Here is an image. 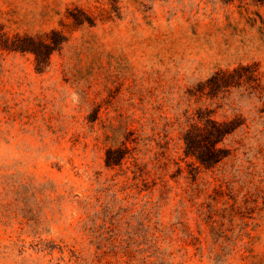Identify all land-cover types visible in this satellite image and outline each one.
<instances>
[{"label": "rangeland", "instance_id": "374dc122", "mask_svg": "<svg viewBox=\"0 0 264 264\" xmlns=\"http://www.w3.org/2000/svg\"><path fill=\"white\" fill-rule=\"evenodd\" d=\"M200 108L238 126L214 168ZM0 264H264V0H0Z\"/></svg>", "mask_w": 264, "mask_h": 264}, {"label": "trees", "instance_id": "16d2710c", "mask_svg": "<svg viewBox=\"0 0 264 264\" xmlns=\"http://www.w3.org/2000/svg\"><path fill=\"white\" fill-rule=\"evenodd\" d=\"M8 42L10 40L8 39ZM11 49L20 52H30L36 56L38 69H44L46 60H49L51 54L55 52L52 43H48L47 36L41 39L21 38L19 36L11 40ZM247 69L238 68L232 73L219 72L208 83L211 89L230 83L233 78L242 79ZM254 74L255 71H251ZM237 125L233 122H219L208 109L200 108L195 114L188 116L187 129L183 135L185 144V156L192 158L200 166L205 168H214L224 159L231 155V151L223 146L225 140L232 135ZM123 147V148H122ZM121 153H131V150L125 145L117 149ZM115 151L109 150L107 153V165H121L124 157L112 159Z\"/></svg>", "mask_w": 264, "mask_h": 264}]
</instances>
